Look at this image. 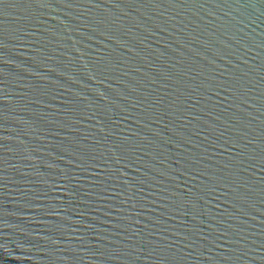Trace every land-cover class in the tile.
<instances>
[{"label": "water", "instance_id": "water-1", "mask_svg": "<svg viewBox=\"0 0 264 264\" xmlns=\"http://www.w3.org/2000/svg\"><path fill=\"white\" fill-rule=\"evenodd\" d=\"M0 264H264V0H0Z\"/></svg>", "mask_w": 264, "mask_h": 264}]
</instances>
